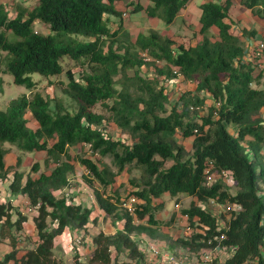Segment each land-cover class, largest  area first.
Here are the masks:
<instances>
[{"label":"trees","instance_id":"trees-1","mask_svg":"<svg viewBox=\"0 0 264 264\" xmlns=\"http://www.w3.org/2000/svg\"><path fill=\"white\" fill-rule=\"evenodd\" d=\"M119 1L36 0L32 7L16 5L13 17L7 15L0 2V52L6 55V67L0 68V73L8 71L13 83L32 89L35 81L31 73H61L63 56L82 60L90 67L78 78L69 69L65 72L64 93L75 102L74 111L65 109L59 100L52 110L50 101L37 91L29 97L22 94L12 98L0 109V181L9 179L10 192L25 195L33 206L31 221L38 239L33 248L19 254L14 235L24 228L27 216L9 200L0 202V240L7 238L10 245L0 264H63L53 254L55 237L70 226L86 227L91 214V209L75 202L72 195H56L69 185L74 171V165L66 159L68 147L81 144L93 154L109 156L116 167L113 171L99 167L90 158L79 157L89 182L105 187L120 171L137 169L139 175L130 181L135 186L131 193L139 202L135 212L129 213L121 208V198L112 200L94 188L97 206L105 215L121 220V227L112 233L94 234L91 256L86 263L74 257V264H111L112 249L126 250L128 258L144 264V253L131 234L156 235L153 225L158 220L154 212L162 202L155 204L153 199L181 193L192 197L182 213L193 229L189 237L174 238L170 249L180 246L197 251L207 245L231 246L230 255L222 261L217 255L215 264H264V89L254 86L261 75L256 71L257 62L244 57L243 42L231 29V0L199 4V39L193 44L176 42L150 30L137 33L122 51L120 44L113 47L111 38L117 29L111 31L108 24L109 15H121L116 7ZM187 1L151 0L152 4L142 6L135 0L130 12L144 11L167 24ZM238 2L251 13L264 16V0ZM35 20L47 23L53 34L35 31ZM7 31L19 39L10 41ZM71 34L93 39L81 41ZM106 38L109 43H105ZM142 66L152 68L153 75L142 74ZM178 74L195 81L194 91L178 94L170 104L169 92L161 83ZM1 83L0 76V87ZM207 96L213 104L199 115V121L195 120L190 113L195 114ZM96 103L109 115L93 111ZM26 113L34 119L35 127L27 125ZM107 122L113 123L127 141L110 136ZM229 124L235 125L233 132L228 131ZM177 132L179 140L174 138ZM185 138L191 139L190 152L181 143ZM2 141L22 150H43L47 154L45 162L50 159L53 166L47 173L23 174L5 163L7 148ZM167 160L171 164L165 167ZM209 164L219 176L207 184L204 170ZM31 169L35 172L36 164ZM221 171L229 181L220 175ZM209 199L238 206L220 213L223 225L219 229L216 216L200 204ZM117 209H123L121 217ZM222 233L224 237L213 238Z\"/></svg>","mask_w":264,"mask_h":264},{"label":"rangeland","instance_id":"rangeland-1","mask_svg":"<svg viewBox=\"0 0 264 264\" xmlns=\"http://www.w3.org/2000/svg\"><path fill=\"white\" fill-rule=\"evenodd\" d=\"M135 0H120L116 3V7L121 11V15H109L111 22L109 27L112 30L117 29L116 35L111 38L114 43L112 44L116 48L119 44L120 51H122L126 45L131 44L135 36L139 32L147 33L150 30H156L163 36H170L174 38L176 42L183 44H193L197 41L198 34V16L200 13L199 4L200 0H188L183 8L179 10L171 23H164L157 17H149L144 11L130 12L134 6ZM142 6L152 4L151 0H138ZM224 3L225 0H214ZM5 7V11L9 17L15 15L16 5L20 4L26 7H32L36 4V0H0ZM231 5L228 8L229 17L232 19L231 29L233 33L238 35L243 42L245 48H248L251 39L264 40V16L260 17L251 13V11L241 5L238 0H231ZM33 29L42 34H53L47 23L40 20H35L33 23ZM215 33V30H211V34ZM7 38L10 41L19 39L11 31L6 32ZM72 37H76L81 41L92 40V36H84L80 34H71ZM109 43V38H106L105 43ZM106 47V46H105ZM143 56H147L141 52ZM5 52H0V68L5 69L6 59ZM264 56V55H263ZM160 65V62H156ZM62 72L56 75L44 76L40 73H31L32 80L35 81V86L32 89L25 87L24 85L15 84L12 81V75L8 71H2L0 76L2 83L0 87V109H3L6 104L12 99L22 94L31 96L35 91L40 92L44 97L50 101V107L54 110V102L59 100L65 109L74 111L76 104L65 93L64 87L67 83L66 70L69 69L73 72L74 77L78 78L83 72L90 71V67L86 63H82V60H72L63 56L61 60ZM260 71L261 76H264V67ZM141 73L144 75H153L152 68L141 67ZM257 71V69H256ZM194 80L184 79L181 75H177L168 80L163 79L162 85L165 91L169 92L170 104L176 101L178 94L188 91L193 92L195 87ZM200 95L203 96L201 92ZM205 96V95H204ZM213 104L212 99L205 97L204 105L201 108H197L196 113H190V116L199 121V115L206 113L208 105ZM92 110L95 112L103 113L108 116L109 113L100 104L96 103ZM28 117L27 125L29 127H35L34 119L29 113H26ZM231 125V124H229ZM108 133L112 137H119L123 141H127L126 136L123 135L117 127L111 123H106ZM228 131L231 132L232 128L228 126ZM176 140H179V133L174 135ZM50 144L51 141H48ZM183 146L190 152V138H185L181 142ZM1 145L7 148L5 155V163L7 165H13L17 167L23 174L29 173L32 176L37 175L40 172H49L53 166L52 160L45 162L47 154L43 150L27 151L18 148L15 144L8 141H2ZM68 159L74 165V171L69 176V185L62 190L61 193H57V196L62 194H68L75 202H79L82 206H87L91 209V214L87 226L84 228L70 226L67 227L61 234L57 235L54 240L53 254L56 258L60 259L63 264H74V257L78 261L87 262L91 256L94 244L92 237L99 231L106 234L112 233L115 229L121 227V220L117 219L115 215H105L104 212L97 206L93 189L97 188L112 198V200L119 201V198H123L126 195L132 194L131 191L135 189L134 184L130 181L132 177H137L139 172L137 169L122 170L116 174L113 183L108 184L105 187H101L98 182H89L87 179V171L84 166L78 163L79 157H87L95 161L99 167H108L115 171L116 167L112 163V159L109 156H100L93 154L86 145H74L68 147ZM18 159V162H16ZM64 159V157L62 158ZM36 164V171H32L31 167ZM171 164L170 160L165 162V167ZM10 178L11 173L8 175ZM9 179L0 181V202L10 201L21 212L26 214L28 218L24 224V228L18 233L15 232L16 247L19 254H22L27 249L33 248L38 239L36 231L31 221V217L34 214V208L27 200V197L22 194H12L9 190ZM231 183V182H230ZM230 189H233V185L229 184ZM192 197L181 193L176 197H172L168 194H162L156 199H153V203L162 202V207L154 212V217L158 220L157 225H153L156 230V235L149 236L145 233L131 234V236L137 241L138 246L142 242H152L155 244H161V246H168L172 243L174 238H186L189 237L193 227L189 224L187 217L182 213V208H185L191 202ZM117 201V202H118ZM178 204V207L175 204ZM118 216H122L123 209H117ZM15 218V215H13ZM144 219V223H145ZM52 223L49 221V227ZM171 248V247H170ZM176 250H180V246H174ZM10 249L9 241L7 238H1L0 240V259L3 254ZM113 261L111 264H137L134 259L127 257L126 250L116 251L112 249ZM145 264H162L159 260H155L150 254L146 253L144 256ZM142 264V263H141Z\"/></svg>","mask_w":264,"mask_h":264},{"label":"built area","instance_id":"built-area-1","mask_svg":"<svg viewBox=\"0 0 264 264\" xmlns=\"http://www.w3.org/2000/svg\"><path fill=\"white\" fill-rule=\"evenodd\" d=\"M264 55V40L261 38L258 40L251 39V42L248 45V48L245 49L244 57L248 59H253L257 62V64L260 63V59ZM179 75V74H178ZM192 108V107H191ZM211 165L209 164L205 170L204 174L206 177V183L210 184L212 183L219 174L213 172L211 169ZM220 175H222L226 181H229V177L226 175L224 171L220 172ZM139 200L136 198L135 195L130 194L127 197L121 198L120 206L121 208L125 209L129 213H134L135 209L137 208ZM202 206H205L207 210H210L213 215L216 216L217 220V229L221 228L223 225V220L220 218L221 212H226L228 210H235L238 208L235 204H229V203H216L213 199H209L205 202H200ZM176 207H178V204H175ZM186 217L187 215L184 214ZM196 217H194V220ZM224 237L223 233L219 235H214V239H220ZM211 240H208V244H210ZM140 250L144 253V256L146 253L150 254L152 257H154L155 260H159L162 264H215L214 258L217 257V255L220 257V261L225 259L228 255H230L231 251L233 250V247H219L218 245L212 246L207 245L206 247H203L200 250L193 251L189 250L187 248L180 247V250H176V248H167L166 246H161V244H155L149 241L142 242L140 244ZM261 255L264 258V246L261 249Z\"/></svg>","mask_w":264,"mask_h":264},{"label":"crops","instance_id":"crops-1","mask_svg":"<svg viewBox=\"0 0 264 264\" xmlns=\"http://www.w3.org/2000/svg\"><path fill=\"white\" fill-rule=\"evenodd\" d=\"M191 1H193V0H191ZM203 1H206V0H200V3L201 2H203ZM13 17V16H12ZM198 39H199V37H198ZM197 39V40H198ZM262 67H264V57H263V59H261L260 60V63L259 64H257V67H256V69L257 70H262L263 68ZM264 75V74H263ZM254 86H256V87H258V88H262V89H264V76H261L260 75V77L259 78H257L254 82ZM231 128H232V131L231 132H233L234 131V129H235V125H229ZM262 153H263V155H264V142H263V144H262ZM27 223H28V218H27Z\"/></svg>","mask_w":264,"mask_h":264},{"label":"clouds","instance_id":"clouds-1","mask_svg":"<svg viewBox=\"0 0 264 264\" xmlns=\"http://www.w3.org/2000/svg\"><path fill=\"white\" fill-rule=\"evenodd\" d=\"M245 49H246V48H245ZM263 57H264V56H263ZM263 57H262L261 59H263ZM261 59H260V60H261ZM176 76H177V75H176Z\"/></svg>","mask_w":264,"mask_h":264}]
</instances>
